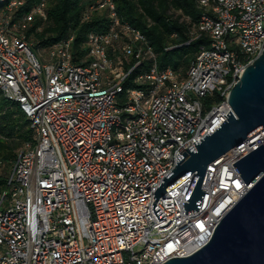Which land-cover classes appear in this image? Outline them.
<instances>
[{
    "label": "built area",
    "instance_id": "2783aa9c",
    "mask_svg": "<svg viewBox=\"0 0 264 264\" xmlns=\"http://www.w3.org/2000/svg\"><path fill=\"white\" fill-rule=\"evenodd\" d=\"M50 1L0 0V93L34 133L0 187V264H164L194 254L246 194L233 164L264 133L208 166L197 212L183 204L195 174L156 202L160 222L154 193L176 156L228 119L230 91L264 51V0H196L199 20L181 19L191 24L186 45L207 44L184 76L159 67L113 0L84 10L83 22L105 13L108 29L87 35L83 56L73 34L39 44L30 31L41 22L42 32ZM214 93L222 100L208 108L202 99Z\"/></svg>",
    "mask_w": 264,
    "mask_h": 264
},
{
    "label": "water",
    "instance_id": "95a60500",
    "mask_svg": "<svg viewBox=\"0 0 264 264\" xmlns=\"http://www.w3.org/2000/svg\"><path fill=\"white\" fill-rule=\"evenodd\" d=\"M231 111L219 128L186 149L182 161L176 156L172 174L158 186L152 211L160 222L163 214L156 202L195 174L183 203L185 213L198 211L207 168L225 154L264 133V51L248 66L228 98ZM199 144V145H198ZM247 187L246 194L220 221L209 242L187 257L164 264H264V142L233 164ZM170 172V173H171ZM169 173V174H170ZM167 177V176H165Z\"/></svg>",
    "mask_w": 264,
    "mask_h": 264
},
{
    "label": "trees",
    "instance_id": "16d2710c",
    "mask_svg": "<svg viewBox=\"0 0 264 264\" xmlns=\"http://www.w3.org/2000/svg\"><path fill=\"white\" fill-rule=\"evenodd\" d=\"M113 1L121 19L146 36L157 55L160 68H170L184 76L200 47L207 44L206 39H200L186 45L190 39L188 29L202 14L196 0ZM91 3L92 0H51L42 32L35 33L37 26L41 25V22H37L30 33L44 46H51L73 34L75 35L73 49L79 57L83 56L87 35L108 29L105 13H93L89 21L83 22V12ZM182 17L189 18L191 24L181 22ZM221 100L220 94L214 93L211 97L203 98L202 103L209 108L219 104ZM33 137L34 133L19 105L6 101L0 93L1 188H5L6 178L17 156L26 144L33 142Z\"/></svg>",
    "mask_w": 264,
    "mask_h": 264
},
{
    "label": "rangeland",
    "instance_id": "374dc122",
    "mask_svg": "<svg viewBox=\"0 0 264 264\" xmlns=\"http://www.w3.org/2000/svg\"><path fill=\"white\" fill-rule=\"evenodd\" d=\"M9 172H11V169L9 170Z\"/></svg>",
    "mask_w": 264,
    "mask_h": 264
}]
</instances>
